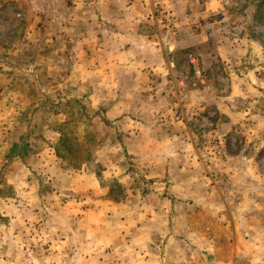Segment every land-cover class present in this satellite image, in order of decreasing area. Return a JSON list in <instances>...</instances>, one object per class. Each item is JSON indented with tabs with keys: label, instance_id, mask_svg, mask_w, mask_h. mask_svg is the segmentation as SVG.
Segmentation results:
<instances>
[{
	"label": "rangeland",
	"instance_id": "374dc122",
	"mask_svg": "<svg viewBox=\"0 0 264 264\" xmlns=\"http://www.w3.org/2000/svg\"><path fill=\"white\" fill-rule=\"evenodd\" d=\"M0 264H264V0H0Z\"/></svg>",
	"mask_w": 264,
	"mask_h": 264
},
{
	"label": "crops",
	"instance_id": "0c3cea01",
	"mask_svg": "<svg viewBox=\"0 0 264 264\" xmlns=\"http://www.w3.org/2000/svg\"><path fill=\"white\" fill-rule=\"evenodd\" d=\"M200 188H202V186H198V185H194V186H193V189H194V190L196 189V190L199 191ZM203 189L207 192V195H208V192H209L208 190H209V189L207 190L206 187H205V188L203 187ZM205 191H204V192H205ZM238 207H239V206H236V205H235V206H233V209H231L232 212H233V213H232V216H233V217L237 216V213L234 212V211H235L234 209H235V208L238 209ZM236 222H237V221H236ZM234 223H235V222H234ZM244 241H245V238H241V239H240V243H242V242H244Z\"/></svg>",
	"mask_w": 264,
	"mask_h": 264
}]
</instances>
